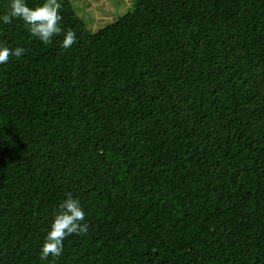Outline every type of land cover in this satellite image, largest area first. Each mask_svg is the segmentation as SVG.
<instances>
[{
    "label": "trees",
    "instance_id": "1",
    "mask_svg": "<svg viewBox=\"0 0 264 264\" xmlns=\"http://www.w3.org/2000/svg\"><path fill=\"white\" fill-rule=\"evenodd\" d=\"M58 2L69 49L0 21L27 50L0 64V264H264V0H128L95 28ZM68 193L88 232L42 260Z\"/></svg>",
    "mask_w": 264,
    "mask_h": 264
},
{
    "label": "clouds",
    "instance_id": "2",
    "mask_svg": "<svg viewBox=\"0 0 264 264\" xmlns=\"http://www.w3.org/2000/svg\"><path fill=\"white\" fill-rule=\"evenodd\" d=\"M61 4L58 0H44L35 8L28 6L26 0H10L8 10L0 16L4 24H11L14 19L22 20L28 26L31 36L38 38L44 44H51L54 37L63 34L61 47L71 48L76 43V33L69 29L65 33L60 25ZM23 47L14 49L0 44V64H6L10 57L19 58L26 53ZM85 212L79 199L71 193L67 194L58 206L50 228L41 247L40 258L59 257L64 251V241L71 235H85L89 225L85 222Z\"/></svg>",
    "mask_w": 264,
    "mask_h": 264
},
{
    "label": "rangeland",
    "instance_id": "3",
    "mask_svg": "<svg viewBox=\"0 0 264 264\" xmlns=\"http://www.w3.org/2000/svg\"><path fill=\"white\" fill-rule=\"evenodd\" d=\"M117 0H73L77 13L88 22V26L95 28L103 22L110 21L116 13L125 11L130 2L116 4ZM90 23V25H89Z\"/></svg>",
    "mask_w": 264,
    "mask_h": 264
},
{
    "label": "crops",
    "instance_id": "4",
    "mask_svg": "<svg viewBox=\"0 0 264 264\" xmlns=\"http://www.w3.org/2000/svg\"><path fill=\"white\" fill-rule=\"evenodd\" d=\"M119 2H120V3H119ZM124 2H125L124 0H117V1H116V4H118V3H119V4H124Z\"/></svg>",
    "mask_w": 264,
    "mask_h": 264
}]
</instances>
